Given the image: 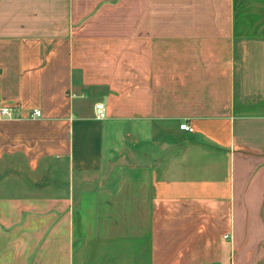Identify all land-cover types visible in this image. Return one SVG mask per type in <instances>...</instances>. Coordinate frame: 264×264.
I'll use <instances>...</instances> for the list:
<instances>
[{
    "label": "crops",
    "instance_id": "0c3cea01",
    "mask_svg": "<svg viewBox=\"0 0 264 264\" xmlns=\"http://www.w3.org/2000/svg\"><path fill=\"white\" fill-rule=\"evenodd\" d=\"M0 106V264H264V0H0Z\"/></svg>",
    "mask_w": 264,
    "mask_h": 264
},
{
    "label": "built area",
    "instance_id": "2783aa9c",
    "mask_svg": "<svg viewBox=\"0 0 264 264\" xmlns=\"http://www.w3.org/2000/svg\"><path fill=\"white\" fill-rule=\"evenodd\" d=\"M41 113L38 109H33L30 113V118H39ZM12 117V109L6 106H0V118H10ZM95 117L98 120H104L106 118L105 109L102 103H97L95 105ZM179 129L186 133H192L193 129L187 123H182L179 125Z\"/></svg>",
    "mask_w": 264,
    "mask_h": 264
}]
</instances>
